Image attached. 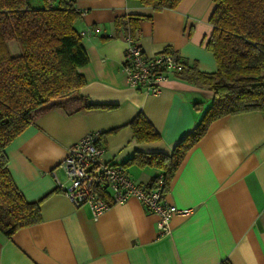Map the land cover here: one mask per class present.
Listing matches in <instances>:
<instances>
[{
	"label": "crops",
	"instance_id": "crops-1",
	"mask_svg": "<svg viewBox=\"0 0 264 264\" xmlns=\"http://www.w3.org/2000/svg\"><path fill=\"white\" fill-rule=\"evenodd\" d=\"M72 1L88 57L78 67L85 79L78 93L94 107L51 108L4 147L15 188L26 200L39 201L41 219L10 237L0 231V264H264V110L213 120L186 151L164 199L187 212L172 215L168 234H159L156 214L135 197L93 218L87 205L76 206L58 187L56 178L68 184L59 166L68 149L95 130L103 133L100 161L121 165L133 181L149 187L161 170L125 162L138 152L171 153L214 95L180 73L216 70L206 47L213 0H180L160 10L138 0ZM129 14L149 16L140 20L136 38L146 55L167 48L184 64L156 94L129 87L123 76L127 41L123 33L115 35L114 20ZM8 46L19 53L15 40ZM138 113L159 139L133 138L128 122Z\"/></svg>",
	"mask_w": 264,
	"mask_h": 264
},
{
	"label": "trees",
	"instance_id": "trees-1",
	"mask_svg": "<svg viewBox=\"0 0 264 264\" xmlns=\"http://www.w3.org/2000/svg\"><path fill=\"white\" fill-rule=\"evenodd\" d=\"M153 10L175 8L180 0H138ZM212 31L206 41L216 61L214 72L182 71L184 78L206 84L214 93L198 123L173 146L170 154L135 153L125 164L159 168L164 189L186 151L205 133L210 122L248 110H264V0H213ZM79 12L72 0H0V231L10 237L37 223L39 201L26 200L15 188L4 147L45 111L69 112L94 107L78 93L85 79L78 67L88 57L74 26ZM148 15L129 14L114 20L115 35L138 38L139 22ZM15 40L19 53L8 42ZM136 141H154L159 134L138 113L129 122ZM156 177L149 187L156 186ZM218 264H231L222 259Z\"/></svg>",
	"mask_w": 264,
	"mask_h": 264
},
{
	"label": "built area",
	"instance_id": "built-area-1",
	"mask_svg": "<svg viewBox=\"0 0 264 264\" xmlns=\"http://www.w3.org/2000/svg\"><path fill=\"white\" fill-rule=\"evenodd\" d=\"M125 38L127 46L122 70L129 87L156 94L167 80L183 70L184 64L178 53L166 48L146 55L136 38L129 35ZM102 135L99 130L88 132L68 149L59 164L68 184L56 178L58 187L76 206L87 205L93 218L101 215L111 204L135 197L148 211L156 214L159 234L170 233L172 215L187 210H180L165 201L163 174L157 175L156 186L147 187L133 181L121 165L101 162L104 152ZM50 174L55 176L53 170Z\"/></svg>",
	"mask_w": 264,
	"mask_h": 264
}]
</instances>
